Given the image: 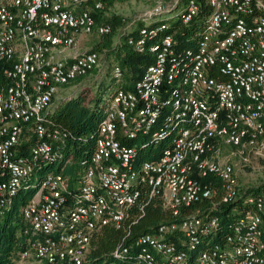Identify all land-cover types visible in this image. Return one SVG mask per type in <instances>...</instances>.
I'll return each instance as SVG.
<instances>
[{
    "label": "built area",
    "instance_id": "built-area-1",
    "mask_svg": "<svg viewBox=\"0 0 264 264\" xmlns=\"http://www.w3.org/2000/svg\"><path fill=\"white\" fill-rule=\"evenodd\" d=\"M149 1L136 18L145 26L126 41L151 62L132 89L114 91L74 176L45 172L33 183L60 138L44 112L100 63L98 52L78 50L79 38L112 27L92 15L101 0H0V213L21 188H35L21 209L32 237L14 264H90L92 237L107 225L127 231L143 211L133 212L143 190L170 218L118 243L115 263L264 264V194L242 198L226 233L214 213L240 195L222 146L243 163L264 157V0H207L203 29L185 46L167 25H148L162 15L188 24L196 2ZM112 73L119 79L121 68ZM162 142L155 159L138 158V148Z\"/></svg>",
    "mask_w": 264,
    "mask_h": 264
},
{
    "label": "trees",
    "instance_id": "trees-1",
    "mask_svg": "<svg viewBox=\"0 0 264 264\" xmlns=\"http://www.w3.org/2000/svg\"><path fill=\"white\" fill-rule=\"evenodd\" d=\"M101 1L104 5L105 0ZM194 1L199 7V11L188 24H183L179 16L169 18L166 15L164 19H157L156 17L148 27L155 28L167 25L165 31L171 33L179 44L187 45L188 37L195 36L197 38L199 36L205 19L211 11L207 0ZM102 9L92 12L96 23L106 22L101 19ZM137 23V29L131 33L133 35L140 27L145 26L142 21L138 20ZM111 32L103 36H108ZM127 35L123 36V42L120 45L121 54L117 57V65L121 68L122 75L119 79L112 78L111 87L101 85L95 92H92L81 86L82 88L78 93L65 97V99L59 101L55 106L49 107L44 112L43 122L45 126L51 131H57L60 138L53 141L54 160L36 168L29 182L37 183L45 172L60 171L65 175L74 176V170L78 167L79 161L93 151L95 139L98 136L99 123L107 109L110 97L118 88L132 89L133 83L140 78L144 68L152 59L148 54L136 52L127 43ZM88 75L76 79L71 85L80 84ZM135 143L136 141H130L129 145ZM28 144L25 146H28ZM164 145L165 143L162 142L156 147L138 148V158L140 160H153ZM213 185L219 187L221 182L214 179ZM34 191V187L21 188L11 204L0 213V264H14L18 253L29 246L32 236L29 233V223L23 218L21 209ZM239 194L237 201L224 204L214 211L220 217L222 233L228 231L227 227L237 217V211L242 208L241 200L244 196L264 194V182L257 186L240 189ZM209 204V201L200 203L201 211L207 210ZM141 205H143V211L134 223L129 227L127 226V231L107 225L92 237L89 254L90 264H117L109 256V253L118 243H128L133 238L152 231L160 221L170 218L169 212L161 207L160 200L157 197L149 198L145 190H143L139 201L134 205L133 212L141 211ZM195 209L196 206H193L190 211ZM234 209H237L235 213L233 212ZM25 230H28V232H25ZM126 235L125 239L124 236Z\"/></svg>",
    "mask_w": 264,
    "mask_h": 264
},
{
    "label": "rangeland",
    "instance_id": "rangeland-1",
    "mask_svg": "<svg viewBox=\"0 0 264 264\" xmlns=\"http://www.w3.org/2000/svg\"><path fill=\"white\" fill-rule=\"evenodd\" d=\"M152 4L149 0H105L100 15L102 16V21H106L112 25L111 34L108 36H100L96 33L82 35L77 45L80 51L94 49L98 52L100 55L98 67L83 82L80 84L75 83L56 95L50 108L65 99V97L78 93L82 87L95 92L101 85L103 87L112 86L113 79H115L112 70L118 64L117 57L121 54L120 45L123 42V36L137 29L138 23L136 18L143 16L145 12L150 10ZM164 18H166V15L157 17V19ZM222 147L221 156L229 158L233 163L240 189L257 186L264 182V157L254 156L249 162L243 163L236 157L230 158L229 147Z\"/></svg>",
    "mask_w": 264,
    "mask_h": 264
}]
</instances>
